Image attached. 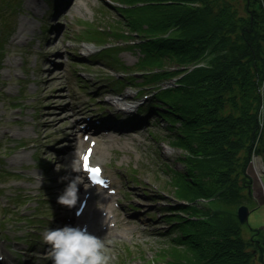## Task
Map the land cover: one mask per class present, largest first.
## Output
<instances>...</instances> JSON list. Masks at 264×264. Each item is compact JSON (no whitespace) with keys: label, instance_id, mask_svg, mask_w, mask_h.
<instances>
[{"label":"rangeland","instance_id":"1","mask_svg":"<svg viewBox=\"0 0 264 264\" xmlns=\"http://www.w3.org/2000/svg\"><path fill=\"white\" fill-rule=\"evenodd\" d=\"M76 1L20 0V8L0 2V263L52 264L42 233L70 226L74 220V212L58 203L66 181L56 179L60 176L57 165L67 160L73 141L61 129H70L69 124L79 118L83 127L90 128L82 130L83 137L91 135L92 127L105 118L107 122L100 127L112 129L114 137L101 143L104 152L96 157L115 182L116 194L104 201L103 208L113 207L121 224L114 225L120 235L105 243L111 264H157L156 253L167 242L163 212L174 202L166 164L183 170L178 160L182 151L166 141L171 132L163 117L132 112L145 101V94L154 92L153 88L160 92L176 79H166L159 68L142 73L135 67L140 50L134 43L140 39H125L129 31L119 26L116 12L107 6L120 3L81 0L77 7ZM58 73L66 76V83L52 77ZM158 76L162 81L156 80ZM50 78L54 94L59 90L63 97L54 109L57 118L52 124L44 120L51 106V93L46 91ZM153 78L156 82H151ZM118 88L120 94L114 92ZM136 88L146 89L137 100ZM127 95L131 96L123 102L126 105L111 103ZM149 95L144 109L160 103ZM126 115L134 120L122 124L110 119ZM107 144L111 146L107 148ZM49 150L53 156L48 155ZM255 185L245 236L251 235V228L264 233V188L261 182ZM87 191L97 196L103 192L80 186L76 206L86 199ZM91 203L90 216L97 211L96 202ZM82 220L79 224L87 223L86 218Z\"/></svg>","mask_w":264,"mask_h":264},{"label":"trees","instance_id":"2","mask_svg":"<svg viewBox=\"0 0 264 264\" xmlns=\"http://www.w3.org/2000/svg\"><path fill=\"white\" fill-rule=\"evenodd\" d=\"M111 1L121 4L107 6L125 39H140L138 71L176 79L154 95L160 103L139 109L167 121L166 141L182 151L184 167L166 164L174 202L154 261L264 264V233L245 236L238 218L255 202L253 151L264 160V0ZM0 2L20 8V0Z\"/></svg>","mask_w":264,"mask_h":264},{"label":"bare ground","instance_id":"3","mask_svg":"<svg viewBox=\"0 0 264 264\" xmlns=\"http://www.w3.org/2000/svg\"><path fill=\"white\" fill-rule=\"evenodd\" d=\"M80 2H81V0L76 1L75 5L77 7H80ZM52 77L61 79L62 80L61 82L66 83L64 81V79L66 78V76L64 74L58 73V75H54ZM48 83L49 84L47 86L46 91L48 93H51L50 99L48 101V103H50L51 106L46 111V113L44 115V120L46 122L52 124L53 121L57 118V116L55 115L56 112L54 111V109H56L57 106L62 104L63 97L59 94L60 93L59 90L57 92H55V94H54V92H53L54 86H53V79L52 78L49 79ZM130 96L131 95H127L122 100L112 101L111 103L113 105H115V106H117V105H126L123 102L129 101L128 97H130ZM75 117H77V116H75ZM84 118H83V121H85ZM69 119L70 118H68V120ZM61 120H63V122H65L67 120V117L61 118ZM76 120H77V118H76ZM69 125L73 126V123L71 122ZM68 128L69 127L62 128L61 129V133L63 134V136H66L67 137L66 139H68V140H70L72 138H75V139H72L73 140L72 143H71V145H72L71 150L72 151H69V155L66 157L67 160H65L63 162V164L60 165V166H62L61 169L59 170L60 176H56V179H59L61 177H70L71 178V177H76V176L79 175L80 179H81V184L79 185V188H80V186L85 187V180H84V178L82 176V174H83L82 170L80 171V173L77 174L75 172H72L69 168H67V166L76 157V153L77 152H80V153L84 154V149L81 148L79 151H75L74 149L75 148H79V147H84V146H87V147L90 146V148H92L91 146H93V144H92L93 142H91V140L94 139V138H97V136H91V135L88 136V138H90L91 140L86 142L83 139L79 138L80 135L77 132L76 126L73 127V128H70V129H68ZM104 131H105L104 132V136L102 135L103 133L99 135V136H103V138L100 139V140H96V142H98V144L96 143V145L93 148V154L91 155V158H90V165H100L101 163H103L102 160L97 159L96 154L97 153L102 154L104 152V150L100 146L103 141H104L103 143H107L108 140H110V139H112L114 137V134H112V132H109L107 129H105ZM106 137H108V138H106ZM65 142H67V141H65ZM110 146H111V144H107V148H109ZM87 147H86V149H87ZM105 148H106V145H105ZM48 155L49 156H53L54 152H52V150H49ZM61 160H63V159H61ZM263 163H264V160H263ZM249 164H250L251 169L254 172V176L257 179V183L261 182V184H262V186L264 188V182H263L264 173L259 171L258 164H256L255 161H253V153H252V156H251ZM103 176L107 180V188H110V189L106 190V191H103L99 196H97L96 193H91V200L90 201H92V203L96 202V206H97L98 202L103 205L105 200L111 201L112 200V192L114 191V190H111V189H115V188L111 187L113 182L111 181V178L109 177V174L108 173H104ZM65 181L66 182L63 183L62 185H63V187L66 188V186H67L69 181L68 180H65ZM100 191H102V190H100ZM254 193H255V188H254L253 194ZM89 206H90V204L86 207V209H85V211L83 213V216H81V218L77 216V213H76L77 211L74 213V215H73L74 221L71 223L70 226H72V227H81V228L86 227L88 232H90L91 234L97 236L98 238L104 239L105 243L111 237L116 236V235H120L119 233L115 232V228H114L113 223H112L113 220H115L116 226L117 225H121L120 224V220L118 219V212H116L114 217H113L110 214V212L108 210H106V209H110L111 207L103 208V211L107 214V216L105 217L103 211L100 208H98V206H97L96 213L93 212V215L90 216L88 214L91 213L92 208H89ZM249 209H250V207H249ZM76 210H78V208ZM250 213H251V209H250ZM83 218H86L87 223L84 224V225L83 224H79V221H81ZM105 220H106V223H105Z\"/></svg>","mask_w":264,"mask_h":264},{"label":"clouds","instance_id":"4","mask_svg":"<svg viewBox=\"0 0 264 264\" xmlns=\"http://www.w3.org/2000/svg\"><path fill=\"white\" fill-rule=\"evenodd\" d=\"M85 157L83 153L77 152L67 168L77 174L80 173L82 167L85 170ZM61 167L57 165V171ZM61 179L69 182L58 197V203L69 209L75 208L79 201L80 176L62 177ZM97 206L103 211L102 204L98 202ZM103 213L106 217L107 214L104 211ZM80 214L78 211L77 215ZM42 240L48 246L47 257L51 259L52 264H111L112 257L108 254L109 249L104 239L91 234L86 227L49 228L42 233Z\"/></svg>","mask_w":264,"mask_h":264},{"label":"water","instance_id":"5","mask_svg":"<svg viewBox=\"0 0 264 264\" xmlns=\"http://www.w3.org/2000/svg\"><path fill=\"white\" fill-rule=\"evenodd\" d=\"M249 215H250V209L248 206H241L238 209V218L242 224L248 222Z\"/></svg>","mask_w":264,"mask_h":264},{"label":"built area","instance_id":"6","mask_svg":"<svg viewBox=\"0 0 264 264\" xmlns=\"http://www.w3.org/2000/svg\"><path fill=\"white\" fill-rule=\"evenodd\" d=\"M253 161H255L256 164H258L259 166V171L264 173V163H263V159L261 156H259L258 154L255 153V151H253Z\"/></svg>","mask_w":264,"mask_h":264},{"label":"snow or ice","instance_id":"7","mask_svg":"<svg viewBox=\"0 0 264 264\" xmlns=\"http://www.w3.org/2000/svg\"><path fill=\"white\" fill-rule=\"evenodd\" d=\"M84 167H85V171L86 172H92L93 170L89 167V164H88V156L85 157V163H84ZM95 173L98 175L100 173V169H95ZM97 183H99L100 181L97 180L96 181Z\"/></svg>","mask_w":264,"mask_h":264}]
</instances>
